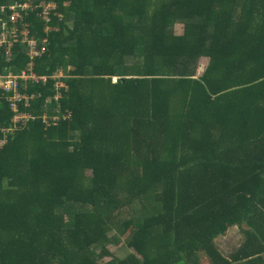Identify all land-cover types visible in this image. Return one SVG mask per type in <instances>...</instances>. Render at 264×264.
Here are the masks:
<instances>
[{
	"label": "trees",
	"instance_id": "1",
	"mask_svg": "<svg viewBox=\"0 0 264 264\" xmlns=\"http://www.w3.org/2000/svg\"><path fill=\"white\" fill-rule=\"evenodd\" d=\"M29 1L73 116L0 150V264H264V0Z\"/></svg>",
	"mask_w": 264,
	"mask_h": 264
},
{
	"label": "built area",
	"instance_id": "2",
	"mask_svg": "<svg viewBox=\"0 0 264 264\" xmlns=\"http://www.w3.org/2000/svg\"><path fill=\"white\" fill-rule=\"evenodd\" d=\"M31 14L41 24V31L35 32L38 29L29 19ZM62 19L54 2H0V150L35 121L46 130L73 116L60 103L67 89L64 71L39 74L36 70L37 61L47 52L49 33L60 29ZM67 27H71L70 21H65ZM117 79L111 77L112 83Z\"/></svg>",
	"mask_w": 264,
	"mask_h": 264
},
{
	"label": "rangeland",
	"instance_id": "3",
	"mask_svg": "<svg viewBox=\"0 0 264 264\" xmlns=\"http://www.w3.org/2000/svg\"><path fill=\"white\" fill-rule=\"evenodd\" d=\"M182 31V25L181 24H175L174 25V32L175 33H181ZM207 64V59L206 58H201L198 62V68L196 71V77L200 76ZM87 209H77L76 211H83ZM122 215H127L126 210H123ZM72 222V215L71 214H66L64 216V223L65 226H70ZM124 238V237H123ZM217 239V245L223 253L224 256H229L240 244L242 236L239 232V228L237 226H230L227 230V233L222 236L218 237ZM109 250L113 252V254L116 257L123 258L124 255L126 254V249L124 247V244H120L118 246H113L110 245ZM201 263L202 264H207V259L203 254L200 255ZM108 258L103 259L101 262L107 261Z\"/></svg>",
	"mask_w": 264,
	"mask_h": 264
},
{
	"label": "crops",
	"instance_id": "4",
	"mask_svg": "<svg viewBox=\"0 0 264 264\" xmlns=\"http://www.w3.org/2000/svg\"><path fill=\"white\" fill-rule=\"evenodd\" d=\"M226 233H227V232H226ZM215 243L217 244V239H215ZM219 250H220V249H219ZM130 252H131V250L126 249V254H128V253H130ZM126 254H125V255H126ZM125 255H124V256H125ZM206 261H207V264H209V263H208V260H206ZM200 263H201V259H200ZM201 264H202V263H201Z\"/></svg>",
	"mask_w": 264,
	"mask_h": 264
}]
</instances>
